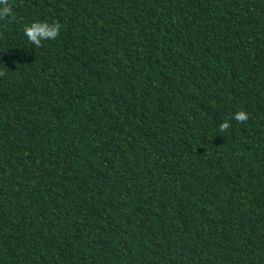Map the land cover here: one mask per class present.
<instances>
[{
    "label": "trees",
    "instance_id": "1",
    "mask_svg": "<svg viewBox=\"0 0 264 264\" xmlns=\"http://www.w3.org/2000/svg\"><path fill=\"white\" fill-rule=\"evenodd\" d=\"M9 3L0 264H264V0Z\"/></svg>",
    "mask_w": 264,
    "mask_h": 264
},
{
    "label": "clouds",
    "instance_id": "2",
    "mask_svg": "<svg viewBox=\"0 0 264 264\" xmlns=\"http://www.w3.org/2000/svg\"><path fill=\"white\" fill-rule=\"evenodd\" d=\"M10 18H14V12L9 0H0V21H7ZM60 30L61 25L58 22L35 21L24 27L23 35L35 49H39L43 47L44 41L55 40ZM3 75L4 73L0 72V76ZM231 118L239 123H244L248 120L249 116L245 111L241 110L236 112ZM230 126L228 121L222 122L219 125V130L221 132L227 131Z\"/></svg>",
    "mask_w": 264,
    "mask_h": 264
}]
</instances>
